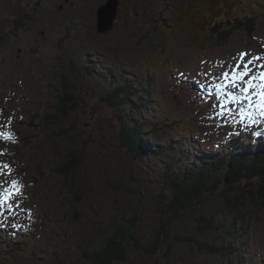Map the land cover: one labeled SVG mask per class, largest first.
Wrapping results in <instances>:
<instances>
[{
  "label": "rangeland",
  "instance_id": "374dc122",
  "mask_svg": "<svg viewBox=\"0 0 264 264\" xmlns=\"http://www.w3.org/2000/svg\"><path fill=\"white\" fill-rule=\"evenodd\" d=\"M107 1L0 0V232L14 234H0V264H98L84 254L114 234L115 220L130 229L134 223L136 238H127V258L113 264H253L243 252L249 246L264 262V205L231 203L233 193L258 195L261 179L245 178L232 189L220 175L217 185L193 170L201 166L197 157L203 165L211 155L205 161L211 164L215 144H222L217 139L236 128L250 136L252 157L259 147L250 128L264 131V117L245 97L260 88L241 89L253 76L264 83V0H118L109 29V19L97 16ZM239 20L250 28L222 37L219 31H232ZM249 60L252 71L238 80ZM65 78L76 106L62 121L49 114L64 106ZM129 84L138 110L127 103L114 108L105 96ZM194 84L211 97L193 92ZM146 87L149 96L139 102ZM259 99L252 95L253 103ZM226 100L233 106L223 117ZM199 105L204 116H221L205 124ZM250 114L257 123L241 126ZM133 119L151 122L142 140L147 149L137 141L142 156L120 144V133L129 131H121L123 120ZM192 137L193 154L185 145ZM151 145L166 150L147 153ZM72 151L83 159L66 176L61 171ZM185 170L208 184L193 189ZM175 173L203 198L178 213L164 197L173 200Z\"/></svg>",
  "mask_w": 264,
  "mask_h": 264
},
{
  "label": "trees",
  "instance_id": "16d2710c",
  "mask_svg": "<svg viewBox=\"0 0 264 264\" xmlns=\"http://www.w3.org/2000/svg\"><path fill=\"white\" fill-rule=\"evenodd\" d=\"M6 11V10H5ZM238 26L235 25L233 26V30H221L219 31L222 35V37H225L226 39H229L231 37V35L235 32V29L240 28V25L246 26L248 29L250 28L249 22L248 20L246 21H238ZM97 65V64H95ZM67 79V84L70 85V82ZM112 79L114 80L115 78L112 77ZM138 83V82H137ZM64 87L63 90V94H61L60 100H61V104L64 103L63 107H59L57 111H50L49 117L51 116H55L54 114H56L55 119L58 120H65V118L69 115L68 113L70 112L69 109H73L74 105L76 106V101L74 96L70 93L69 89H71L69 86ZM192 86V85H191ZM196 85H193L192 87L195 89ZM118 91H114L113 93L107 94L105 96L106 100L110 103L113 104L114 108H121L122 103H127L128 105H131V107L135 108L136 110H138V105H136L133 100L131 99V96L136 94L137 89L132 86V87H126V86H118L117 88ZM147 87L145 89V91L143 92L144 99H140L139 102H143L145 103V98H147V96H149L148 92H147ZM122 91V92H120ZM119 92L123 95V98H120ZM212 94V93H211ZM207 97V96H206ZM60 103V102H59ZM148 106V105H147ZM146 106V107H147ZM118 111V109H117ZM68 114V115H67ZM140 120V119H139ZM123 124L121 127V131L123 130V128H127L129 131L120 133L119 135V139H120V144L122 147H124L125 149L130 151V155L134 156L141 155V151H139V147L137 146V141L140 142V147H142L141 150H145L146 148V141H142L145 135V126L147 128L148 122L145 119L143 120H127V122H125L123 120ZM158 127L160 123H157ZM156 124V125H157ZM156 125L153 124L154 127H156ZM253 132H257L259 133L257 136V139L260 141L259 143V147L256 149V154L254 157H252V153L250 151V144L247 142V139H250L246 133H240V135L237 136H233V137H238L240 140L239 142L234 141L232 142L229 138L228 139H224V141H220L223 145L224 148L219 147L217 144H215V148L217 147V150L215 151V153L221 155V158H217L215 160V158H213L211 161V164L209 163H205V161L207 160V158H205L203 160V165L201 163V159L200 158H196V163H200L201 166L194 168V171H199L201 174L204 175H208V180L209 183L211 182V179L214 181L215 184H220L221 182L219 181V175L221 176V178L223 179V182L225 184V186L235 189L236 186H240L241 185V181L245 178L248 179H254V178H259L261 179V185L259 186L258 189V195H251L250 197L246 196L244 194H242V192H237V193H233V195L236 197L235 201H232V205H236L238 203H245L246 201L251 202L253 205H258L260 202L262 203V205H264V148L263 143H264V131L259 130V129H253ZM250 135V134H249ZM181 138V137H180ZM225 140H229V142H232V144L230 146L226 145ZM142 141V142H141ZM194 141H197L196 138L193 139L192 143H195ZM208 141V140H206ZM183 143V140L181 138V140L178 142V144ZM185 145H187L188 150L192 153L193 151H196V147L193 148L190 146L189 140H187V142L185 143ZM153 145H151L150 151H146L147 153H150L151 151H153L152 153H154V155H160L163 152H165L166 149H164L161 146H156V148H152ZM228 146V148H227ZM226 149L228 150L226 152ZM219 150V151H218ZM221 150H225V152L221 151ZM163 151V152H162ZM244 152V153H243ZM195 153V152H194ZM243 153V154H242ZM193 154V153H192ZM192 154H188L185 156L181 155L178 159L179 163L181 164H185L186 163V159L189 160ZM142 156V155H141ZM135 157V156H134ZM67 161L70 163L65 164L64 167V171H61L64 175H69L70 173H72L74 170H76V168L78 167L77 162L80 161L79 159H83V155L80 154V152H75L72 151L68 154L67 157ZM209 159V158H208ZM166 161V160H165ZM176 163V162H175ZM165 165H171V161L168 160L166 161ZM175 166V164H174ZM190 170H185L184 174L186 177L190 176L193 181V186L195 190H203V184H206L207 181H199L194 179V174L195 172H189ZM222 174V175H221ZM180 176V175H179ZM218 176V177H217ZM181 177V176H180ZM178 175L177 173L172 174V176L170 177V181H173L174 185L172 187V198L173 200H169V198L164 195L165 197V201L168 200V205H172L174 208V211H176V213H178L181 210H186V209H190L192 207H188L190 204L193 205V207H195L197 204L196 203H201L203 201L202 198V193L200 191H195V190H190L186 188L187 182L185 184H180L179 182H177L176 179H178ZM208 184V183H207ZM217 184V185H218ZM256 186V185H253ZM211 187V185H210ZM238 188V187H237ZM236 188V189H237ZM214 189V188H213ZM218 190V189H217ZM211 192L212 191V187H211ZM261 198V199H260ZM235 202V203H233ZM243 203V204H244ZM255 203V204H254ZM78 216L82 217L84 216V214L82 212H78ZM126 222V221H125ZM115 230H114V234L111 236H108V238L105 239V241H103V243L99 246V248L97 247L96 250H90V251H86L84 254V257L87 260H91L94 261L95 263L98 264H113L114 260L116 259H126L127 256V238H131V239H135V231L132 232V227L134 226V223L131 226V229L129 227H127L126 225H124V221H120L117 222L115 220ZM126 224V223H125ZM203 225L205 226V222L203 223ZM203 226V228H204ZM130 230V231H128ZM246 232V231H244ZM242 236V245H245V242H248V239H246L245 237H248L247 234H240L238 237L240 238ZM245 235V237H244ZM219 237V234L217 235ZM190 238L188 237V240ZM220 239H224L222 237H220ZM219 239V240H220ZM159 240V239H158ZM184 240V239H183ZM227 240V238H226ZM213 245H217V244H213ZM218 247V246H217ZM230 247V246H228ZM221 249H215L213 252H218ZM227 251H225L226 255L231 254L230 248L225 249ZM243 252H247V255L250 258V255H252L254 257L253 260H262L258 255H260L261 253L259 252H253L251 249V246L247 247L246 250H244ZM251 260V259H250ZM119 261V260H118ZM263 261V260H262ZM253 264H256L255 261H251ZM170 263V262H169ZM228 263V262H226ZM229 264V263H228Z\"/></svg>",
  "mask_w": 264,
  "mask_h": 264
},
{
  "label": "snow or ice",
  "instance_id": "6c2138e0",
  "mask_svg": "<svg viewBox=\"0 0 264 264\" xmlns=\"http://www.w3.org/2000/svg\"><path fill=\"white\" fill-rule=\"evenodd\" d=\"M246 55H247V53L241 54V63H243V57ZM255 59H259V57H253V60H255ZM251 63H252V61L249 60L247 63L244 64L245 70L239 73L238 80H243L244 77L248 76V74L252 71V69L248 67V65ZM237 69H239V64L237 65ZM227 75L228 74L225 73V76H227ZM259 78L261 80H264V74H261V76ZM255 80H256L255 76H253L251 79H249L247 81V87L242 88L241 91L244 93H249L250 89H254L257 87L260 88V91L258 93H251V94L247 95L245 98L249 101L248 107L250 109H252V108L258 109L259 115L261 117H264V83L257 85L254 83ZM236 82H237V79L234 78V80H233L234 86H235ZM252 95H258L260 97V99L258 101H256L255 103H253L252 102ZM256 123H257V121L250 114L249 115V124H256Z\"/></svg>",
  "mask_w": 264,
  "mask_h": 264
},
{
  "label": "water",
  "instance_id": "95a60500",
  "mask_svg": "<svg viewBox=\"0 0 264 264\" xmlns=\"http://www.w3.org/2000/svg\"><path fill=\"white\" fill-rule=\"evenodd\" d=\"M118 0H109L106 3L102 4L98 8L97 16H98V21L103 23V19L106 17L109 19V22H107V29L112 27L111 21H113L112 16H113V11H116L118 9ZM100 28L105 29L104 26H100Z\"/></svg>",
  "mask_w": 264,
  "mask_h": 264
},
{
  "label": "bare ground",
  "instance_id": "6f19581e",
  "mask_svg": "<svg viewBox=\"0 0 264 264\" xmlns=\"http://www.w3.org/2000/svg\"><path fill=\"white\" fill-rule=\"evenodd\" d=\"M6 8V7H5ZM115 14H116V12L115 11H113V16H112V18L115 16ZM113 20V19H112ZM114 22V21H113ZM68 84H66L65 85V87L67 86ZM195 85V84H194ZM195 91H197L198 92V94L199 95H201L202 97H203V92H201L200 90H195ZM210 92V91H209ZM207 96V97H206ZM204 97L205 98H209V97H211V95L209 94V93H207V92H205L204 93ZM203 97V98H204ZM199 101H201V100H199ZM135 120V119H134ZM138 121H140V120H138ZM10 135H12V133L10 134ZM256 136H257V134H256ZM193 139H194V137H192V138H190V139H188L189 141H193ZM208 141H210V139H207ZM230 143H226V145H228V146H230L229 145ZM217 145L219 146V147H221L222 146V148H224V145L223 144H219V143H217ZM228 146H227V148H228ZM217 150V147L215 148V151ZM207 156L209 155V154H206ZM220 155V153L218 154H216L215 153V159H216V157L217 156H219ZM211 156V155H210ZM210 156H208V158H212V156L210 157ZM221 157V156H220ZM1 228V227H0ZM5 229H12V228H10V227H5ZM0 234H2V235H6V237H8L9 235H12L13 233H4V232H0ZM14 235V234H13ZM18 235V234H17ZM12 237V236H11ZM14 237V236H13ZM251 261H255L256 262V264H264V262L262 261V260H251Z\"/></svg>",
  "mask_w": 264,
  "mask_h": 264
}]
</instances>
